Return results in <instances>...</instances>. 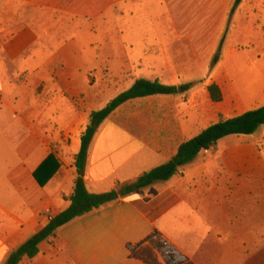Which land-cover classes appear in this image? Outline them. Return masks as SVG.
<instances>
[{"label":"crops","instance_id":"1","mask_svg":"<svg viewBox=\"0 0 264 264\" xmlns=\"http://www.w3.org/2000/svg\"><path fill=\"white\" fill-rule=\"evenodd\" d=\"M233 2L0 0V264L69 206L90 112L135 80L195 83L182 96L197 92L195 79H207L212 106L201 115L192 110L188 119L181 109L143 110L162 117L151 123L119 121L116 114L132 101L178 96L117 107L88 147L83 179L89 193L117 190L170 160L180 143L210 124L264 105V0H241L232 10ZM47 20L65 23L64 39L48 32ZM29 49L34 68L21 64L13 71ZM89 50L93 60L99 59L94 51L106 52L110 67L127 69L128 79L99 85L54 79L57 63L69 66L73 52ZM210 84L221 100L211 99ZM253 134L227 136L169 180L72 219L20 264H166L148 240L153 232L183 256L180 264H264V150H255L264 130L259 138Z\"/></svg>","mask_w":264,"mask_h":264},{"label":"trees","instance_id":"2","mask_svg":"<svg viewBox=\"0 0 264 264\" xmlns=\"http://www.w3.org/2000/svg\"><path fill=\"white\" fill-rule=\"evenodd\" d=\"M240 1L241 0H234L232 10L240 3ZM220 47L221 45L218 46V49L212 58L210 68L219 60ZM194 84L195 83L190 82L179 86H173L161 84L157 80L150 81L146 79H137L127 90L109 100L104 107L91 111L88 124L79 137L80 148L74 159L76 178L72 193L69 197V206L65 210L51 217L37 233L32 235L21 246L14 249L9 254L5 264H20L25 257L29 259L34 258L38 254L39 244L45 240L53 238L56 230L72 219L97 209L119 197H126L130 194L141 191L156 182L169 180L179 172V169L183 165L193 161L202 151H208L215 147L219 140L232 135H251L255 133L260 126H264V105L231 118L220 119L207 126L196 136L180 143L175 155L167 162L144 172L131 182L119 185L117 190L100 194L89 193L85 187L83 173L88 147L97 127L117 107L130 100L153 95L178 96L179 94L188 92ZM207 91L213 101L221 100V92L215 84L208 85ZM38 181L40 185L44 184L43 181ZM148 240L162 255L166 264H180L183 261V256L169 243L159 237L157 233L153 232L148 237Z\"/></svg>","mask_w":264,"mask_h":264},{"label":"rangeland","instance_id":"3","mask_svg":"<svg viewBox=\"0 0 264 264\" xmlns=\"http://www.w3.org/2000/svg\"><path fill=\"white\" fill-rule=\"evenodd\" d=\"M26 21L29 22V24L32 23V18L30 17H25L24 18ZM44 26L48 27V32L50 33L49 29L51 30L52 33H56V36L59 38L61 37L62 39H64V32H65V23L63 21H59L58 23L56 22H52V21H45L44 22ZM51 24H56L53 27H50ZM63 24V25H61ZM92 21H88L87 22V27L88 30H92L91 27ZM38 29V27H37ZM73 30V28H72ZM69 32L71 33V28L66 26V33ZM51 35H48L46 38L48 39ZM60 38V39H61ZM95 48V47H94ZM28 54V55H26ZM26 56H23L21 58H19L17 60V62H15L13 64L12 70L15 71L17 69H20V65L23 64V66L27 69H32L34 67L33 63L36 64V61L31 60V57L33 55V52H31V49H29V53H26ZM82 54H85L87 56V63H85L86 61L82 60ZM93 54H98L99 55V59H95L93 60L92 57L90 56V50L89 52L86 53H79V52H73V58L70 60L69 62V66L65 67L63 66L64 63H57V65L51 69L52 72H54V79H89V80H93L92 83L93 84H97L99 85V83L101 82L102 79H128V74H127V69H112L110 67V65L108 64V61L106 60V52L102 53V51H98V53L96 51H94ZM104 57V59H102V61L100 60V57ZM38 60V59H37ZM214 68L211 67L210 68V72L212 71V69ZM193 80V79H192ZM197 81L196 82V89L197 92L196 93H192L191 95L185 94L182 96H178V97H155V98H150V99H143V100H136V101H132L129 102L128 104L124 105L120 111H118V114H116V117L118 118L119 121H123V122H135V121H140V122H146V123H151L153 122L155 119L157 120V122L159 121L160 117L159 115H148L145 114L144 112H142L145 109H153V108H158V107H165V108H169L171 110H175V109H181V113L183 114V118L184 119H188L189 115L188 113H191L192 110H196L199 115H201L203 109H207L208 106H212L205 87H204V83L205 80L207 79H195ZM103 88L106 89V85L103 84ZM115 93L111 92L107 95H105V98L107 99H111L112 97L115 96L117 91H114ZM104 98V99H105ZM103 102H106V100H104ZM108 102V101H107ZM107 104V103H106ZM156 122V123H157ZM263 130H264V126H260L258 128L257 131H255V133L253 134L255 138H259L262 136L263 134ZM240 136V135H239ZM244 136V135H242ZM229 139H248L245 137H238L236 138V136L232 135L230 136V138H228L227 140L229 141ZM255 150H256V154L258 155H262L263 154V150H264V138H261L257 141L256 145H255ZM260 212L261 209L264 210V202H263V206L262 208L260 207Z\"/></svg>","mask_w":264,"mask_h":264}]
</instances>
